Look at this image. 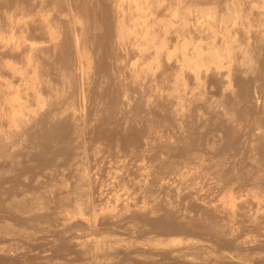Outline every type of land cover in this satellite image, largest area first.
<instances>
[{
  "label": "bare ground",
  "instance_id": "bare-ground-1",
  "mask_svg": "<svg viewBox=\"0 0 264 264\" xmlns=\"http://www.w3.org/2000/svg\"><path fill=\"white\" fill-rule=\"evenodd\" d=\"M263 201L264 0H0V264H264Z\"/></svg>",
  "mask_w": 264,
  "mask_h": 264
},
{
  "label": "rangeland",
  "instance_id": "rangeland-1",
  "mask_svg": "<svg viewBox=\"0 0 264 264\" xmlns=\"http://www.w3.org/2000/svg\"><path fill=\"white\" fill-rule=\"evenodd\" d=\"M118 1H119V0H118ZM200 6H201V7H200ZM210 6L212 7V5H210V3H201V2H200V3L197 4V7L194 9V11H197L199 8L201 9V8L203 7L204 9L202 8V11L205 12V10L208 9ZM200 9H199V10H200ZM199 10H198V11H199ZM165 12H166V11H165ZM199 12H200V14L203 13V12H201V10H200ZM207 17H208V16H207ZM161 18H163V17H161ZM164 18H166V17H164ZM208 18H209V17H208ZM200 19H201V18H200ZM209 21H211V18L208 20V22L205 23V25H208V23H210ZM91 24H92V25H95V26H98V25H96L94 22L91 23ZM89 25H90V24H89ZM89 25H88V28H87L86 31H87L88 34L91 35L92 37H93V35L95 36V33H97V34H96L97 37L99 36V34H101V33H98L99 31L96 32L97 30H100L101 32H104V28H103V27H101V29L98 28V27L91 28V27H89ZM210 25H211V24H210ZM90 26H91V25H90ZM78 27L81 28V26H79V25H78ZM92 27H93V26H92ZM99 27H100V26H99ZM95 28H97V29H95ZM195 28H196V27H194V29H195ZM93 29H94V30H93ZM78 30H80L79 32H81V29H78ZM90 30H91V31H90ZM239 30L242 31L241 29H239ZM244 30H245V29H244ZM244 30H243V31H244ZM207 31H208V30H207ZM207 31H206V32H207ZM240 31L238 32L239 34H241ZM243 31H242V33L244 34L245 32H243ZM92 32H93V33H92ZM94 32H95V33H94ZM239 34H237L238 37L241 36V35H239ZM243 34H242V35H243ZM244 35H245V34H244ZM206 40H207V41H206ZM206 40H204V43L210 42L212 39L208 38V39H206ZM138 46H139L138 49H139V48H141V49H144V48H145V49H146V47H147L146 44H144V45H138ZM140 46H141V47H140ZM145 49H144V50H145ZM204 50H205L204 56H206L207 53H208V54L210 53L208 50H206V49H204ZM147 51L149 52V50H147ZM147 51H146V50H145V51L142 50V53L144 52L143 55L145 54V52L147 53ZM139 52H140V51H139ZM142 53H141V52L139 53V54H141L140 56H143ZM208 54H207V55H208ZM139 58H142V57H139ZM140 61H142V63H141ZM139 63H140V64H139ZM137 64H138V66H139V67H138V66L136 65V67L139 69V70L136 69L138 72L140 71V68H141V71H140L141 73H142V72H144V73H149V72H150V70L147 68V66H146V64H145V60H144V59H142V60L140 59L139 62H138ZM144 64H145V65H144ZM143 66H145V67H143ZM144 68H145V70H144ZM142 70H143V71H142ZM154 70L156 71V68H154ZM145 71H146V72H145ZM157 71H158V69H157ZM142 74H143V73H142ZM106 155H107V154H105V151L101 152V154L96 155L97 158L99 157V159H98V164L100 163V164L98 165L99 167H100V166H101V167H105V166L108 167V166H109V163H108V162L111 160V156H110V155L106 156ZM117 162H118V163H117ZM117 162H116L115 164H118V165H116V166H119V164H121V162H120V161H117ZM107 164H108V165H107ZM136 164L139 165L140 163L137 162ZM102 165H103V166H102ZM114 168H116V167H114ZM111 170H113V172H115L114 169H110V171H111ZM140 171H141V170H140ZM140 171H137V172L139 173ZM111 172H112V171H111ZM113 172H112V173H113ZM116 172H117V171H116ZM109 174H110V173H109ZM109 174L106 175L105 177H106V179L108 180V181L106 180V182H108V183L110 184V185L108 184L110 187L107 185L108 188H111V189H112L113 187H115V182H116V179L118 178V177L115 178L114 176H116V175H118V174H116V175L114 174V176L111 175V174L109 175ZM111 176H112V177H111ZM113 177H114V179H113ZM112 179H113V180H112ZM111 181H112V182H111ZM198 181H199V179H198ZM198 181H195V182H194L195 187H200V186H201V184H202L201 181H200V183H198ZM111 183H113V184H111ZM120 183H121V182H120ZM174 184H175V183H173L172 186H174ZM194 185L192 184V187H193ZM112 186H113V187H112ZM193 188H194V187H193ZM113 189H114V188H113ZM117 189H119L118 192L123 193L124 188H120V187L117 186V187H115V191H116ZM204 190H205V189H204ZM121 191H122V192H121ZM124 191H125V190H124ZM193 191H198V190L195 188V190H193ZM202 192H203V191H202ZM198 193H200V192L198 191ZM203 193H204V192H203ZM210 197H211V196H210ZM123 198H125V195L123 196ZM218 202H219V201H218ZM218 202H217V203H218ZM253 202H254V201H253ZM214 203L217 204L216 202H214ZM214 203L212 202L211 204L213 205ZM218 204H219V203H218ZM261 206H262V208H264V201L261 203ZM262 212H263V211H261V213H260L261 215L264 214V212H263V213H262Z\"/></svg>",
  "mask_w": 264,
  "mask_h": 264
}]
</instances>
